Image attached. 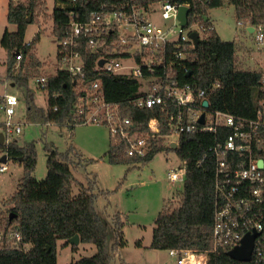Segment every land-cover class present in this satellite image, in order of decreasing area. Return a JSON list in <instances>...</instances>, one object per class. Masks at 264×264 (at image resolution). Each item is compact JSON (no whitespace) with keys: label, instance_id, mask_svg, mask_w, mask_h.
<instances>
[{"label":"trees","instance_id":"obj_1","mask_svg":"<svg viewBox=\"0 0 264 264\" xmlns=\"http://www.w3.org/2000/svg\"><path fill=\"white\" fill-rule=\"evenodd\" d=\"M66 5L58 7L57 2ZM100 1L95 0H54V6L47 13L46 0H27L26 3L9 0L6 19L15 26V31H4L0 46L6 52V77L12 86L28 89L29 81L44 77L42 91L47 94L44 109L33 105L32 93H25L27 111L32 116H40L46 124L67 125L70 129L83 124L85 114H77L80 100L89 92L93 81H99V94L103 99L117 105L119 117L129 118L135 131L146 132L147 121L158 117L164 122V114L159 106L138 108L130 101L138 95L139 79L132 75H112L95 71V61L100 53L90 52L78 47L84 60L83 77H71L58 68L60 47L57 46L56 61L52 72L44 71V62L36 55V43L40 30L28 45L25 34L29 24L40 26L39 19L51 20V34L61 41L69 34V22L85 20L86 15L100 9ZM127 0H121L124 2ZM157 0H149L153 2ZM189 7L188 25L199 23L210 26L208 13L211 9L227 5L233 6L234 16L241 26L264 27V0H171ZM120 2V3H121ZM115 4V8L120 7ZM137 5L141 3L136 2ZM102 10V9H101ZM212 26V25H211ZM237 44L235 41H223L214 28L202 33L197 48L186 51V71L177 74V84L189 83L204 89L210 110L232 115L253 117L257 102L262 97L259 80L261 70L242 69L238 66ZM20 54V59L16 56ZM218 83V87H212ZM86 110V109H85ZM168 134L162 126L161 134ZM214 137L208 133L182 135L179 146L172 149L164 145L162 137L152 139L150 150L143 157L128 156V143L119 136L109 138L105 153L110 164H146L160 152H174L177 159L186 164L183 190L177 201L165 203L158 213L152 229L149 247L155 250H191L203 253L212 247L213 221V177L214 166L211 161H199ZM0 151L8 160L19 161L23 167V177L16 186L13 195L5 201L9 205L6 213L0 216V222L15 224L24 242L30 243L27 251L0 252V264H57L56 243L68 240L75 235L80 243L93 244L96 252L70 264H111L112 255L107 252L106 238L101 229V218L93 209L95 195L91 188L72 193L71 169L77 166L74 158L81 157L71 148L61 153L53 145L44 147L47 175L36 180L32 173L36 165V153L33 144L20 147L15 141L0 144ZM71 153V154H70ZM21 159V160H20ZM13 214L9 221V215ZM120 217L114 218L115 243L112 253L123 247ZM75 245H72V249ZM227 250L211 254L207 264H264L250 261L238 262L227 255Z\"/></svg>","mask_w":264,"mask_h":264},{"label":"built area","instance_id":"obj_2","mask_svg":"<svg viewBox=\"0 0 264 264\" xmlns=\"http://www.w3.org/2000/svg\"><path fill=\"white\" fill-rule=\"evenodd\" d=\"M118 2L121 0H101L100 9L89 12L85 20H73L71 14L69 34L58 42V68L71 77H83L84 60L78 47L81 43V50H96L100 55L94 70L137 77L140 88L130 102L138 108L159 106L164 122L152 117L147 121L146 132L135 131L129 118L119 117L117 105L106 102L99 94V81L91 83L89 92L80 100L77 114H85L83 124L102 123L108 127L110 136L124 138L128 143V156H145L154 138L162 137L164 145L174 144L176 149L182 135L211 134L214 141L199 161H211L214 166L212 247L203 253L176 249L168 253L176 264L194 261L207 264L211 254L230 251L239 246L246 235H255L251 261H264V70L259 80L262 97L253 117L210 110L204 89L189 83L179 85L176 79L179 72H189L185 67L186 51L194 48L189 34L197 32L200 40L202 33L214 28L212 21V26L199 23L189 26L187 20L182 26L178 20L179 10L189 7L177 1L127 0L116 9ZM56 4L58 7L66 5L62 1ZM167 20H172L173 24L163 28L160 23ZM252 28L255 42L264 44V27ZM244 29L247 31V27ZM16 59H20V54ZM99 61H103L102 65H98ZM45 81L44 77L35 79L40 89ZM218 85L214 83L212 87ZM10 98L15 102H10ZM204 101L207 107H203ZM17 105L14 95L0 96V114L5 118L0 121L4 143H7V135L21 133V126L11 122ZM202 114L204 123L200 124ZM162 126L168 134L160 135ZM3 156L5 162L1 161ZM7 161L5 153L0 151V173L7 170ZM185 170V162L179 160L177 169L167 173V180L183 181ZM30 247L15 224L0 222V252L27 251Z\"/></svg>","mask_w":264,"mask_h":264},{"label":"rangeland","instance_id":"obj_3","mask_svg":"<svg viewBox=\"0 0 264 264\" xmlns=\"http://www.w3.org/2000/svg\"><path fill=\"white\" fill-rule=\"evenodd\" d=\"M8 1L0 0V38L5 30L15 31V26L8 24L6 19ZM53 6V0H46L47 13L52 11ZM208 17L221 40L236 42L240 68L264 70V44L258 45L244 26L237 25L233 6L225 4L211 9ZM39 23L40 26L28 25L25 43L33 39L39 27L36 55L44 62V71L52 72L59 43L51 34L50 18L42 17ZM160 24L163 28H168L173 21H162ZM6 59V52L0 46V96L14 95L18 99L11 122L21 126V133L7 135L6 142L15 141L20 147L34 145L36 165L32 177L43 180L47 175L45 146L53 145L61 153H67L73 148L81 157L74 158L77 166L71 169L72 193L76 195L82 189L90 187L95 195L93 209L102 221L106 249L112 255L111 264H176L167 250L149 247L158 213L165 203L177 201L183 190V181L167 180V173L176 170L179 164L175 153L160 152L146 164H110L105 155L110 138L108 127L102 123L89 122L70 129L67 125L46 124L40 116L30 115L25 93L31 91L33 105L38 109L46 107L47 94L37 86L35 79L29 81L28 89L12 86L6 77ZM4 119L0 114V121ZM6 164L7 170L0 173V216L10 208L5 201L13 195L23 177V167L19 161L8 160ZM115 217H120L121 220L120 231L124 246L112 253L111 247L116 240L113 230ZM63 243L60 240L56 243L57 264H70L96 252L93 244L79 242L72 249V245L62 246ZM192 264H196V261Z\"/></svg>","mask_w":264,"mask_h":264},{"label":"water","instance_id":"obj_4","mask_svg":"<svg viewBox=\"0 0 264 264\" xmlns=\"http://www.w3.org/2000/svg\"><path fill=\"white\" fill-rule=\"evenodd\" d=\"M189 13V9L187 7H182L179 10L178 13V20L180 21L182 26H185L187 24V16ZM247 32L248 33H252L253 32V28L252 27H247ZM189 37L191 38V40L193 41L194 44V48H197L198 43H199V35L197 32H192L189 34ZM103 61H99L98 65H102ZM190 75V71L186 74V76L188 77ZM207 102L204 101L203 102V107H207ZM199 123L203 124L204 123V114L201 115L200 119H199ZM4 143V135L2 132H0V144ZM172 149H175V145L172 144L170 146ZM6 157L3 156L1 161L5 162ZM21 160V159H20ZM12 217H14V215L11 213L9 215V221L12 220ZM255 235H246L241 244L237 247H235L234 249L230 250L227 252V255L238 262H244V263H248L251 261V253H252V249H253V239H254ZM68 243L70 245H77L79 243V238L77 235H75L73 238L68 240Z\"/></svg>","mask_w":264,"mask_h":264},{"label":"clouds","instance_id":"obj_5","mask_svg":"<svg viewBox=\"0 0 264 264\" xmlns=\"http://www.w3.org/2000/svg\"><path fill=\"white\" fill-rule=\"evenodd\" d=\"M10 102L14 103L15 102L14 98H10Z\"/></svg>","mask_w":264,"mask_h":264},{"label":"bare ground","instance_id":"obj_6","mask_svg":"<svg viewBox=\"0 0 264 264\" xmlns=\"http://www.w3.org/2000/svg\"><path fill=\"white\" fill-rule=\"evenodd\" d=\"M192 261H194V258L192 259ZM193 262H187V264H192Z\"/></svg>","mask_w":264,"mask_h":264}]
</instances>
